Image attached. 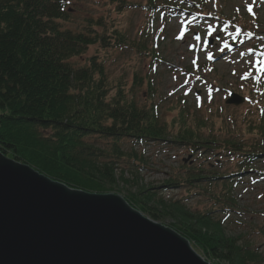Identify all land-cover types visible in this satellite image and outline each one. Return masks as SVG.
I'll list each match as a JSON object with an SVG mask.
<instances>
[{
    "label": "trees",
    "instance_id": "obj_1",
    "mask_svg": "<svg viewBox=\"0 0 264 264\" xmlns=\"http://www.w3.org/2000/svg\"><path fill=\"white\" fill-rule=\"evenodd\" d=\"M173 1L147 0L145 9L152 13V27L159 12L174 9ZM71 2L0 0V153L69 187L106 194L115 193L120 181L129 182L120 174L121 161L128 159L130 164L131 159H143L135 150H126L125 141L204 150L222 156V162L233 160L237 171L207 170L203 163L187 166L184 175L172 174L163 188H185L191 197L196 189L202 197L222 205L223 211L240 209L237 184L263 163L264 114L246 120L242 131L236 127L235 117L225 120L222 112L202 117L198 114L201 109L176 97L168 109L175 117L171 123L163 122L164 97L155 102L158 89L154 79L148 80L151 104L141 106L134 91L128 92L122 82L113 85L97 55L76 64L91 47L124 46L128 37L115 23L109 26L102 19H89L82 32L65 29L62 24L71 18ZM123 7L118 5L116 12ZM150 31L153 28L148 27L141 41L130 45L152 64H163L158 38L151 46L146 44ZM143 82L135 74L133 90ZM218 132L225 135L219 137ZM95 138L109 141L107 147H96L91 142ZM131 166L130 174L140 181V166ZM154 190L142 186L123 197L156 222L170 220L168 227L200 249L207 261L264 264V254L253 242L226 235L224 221L214 214L219 210L193 211L187 200H166Z\"/></svg>",
    "mask_w": 264,
    "mask_h": 264
},
{
    "label": "rangeland",
    "instance_id": "obj_2",
    "mask_svg": "<svg viewBox=\"0 0 264 264\" xmlns=\"http://www.w3.org/2000/svg\"><path fill=\"white\" fill-rule=\"evenodd\" d=\"M184 1L196 3L195 0H179L175 4L183 7L185 6ZM199 1L203 2L196 3V6L201 9L199 12L203 16H207V14L222 15L224 18L232 19L233 23L223 24L214 20L204 21L201 29H197L194 17H197L198 13L191 10L190 13L174 12L168 17L167 15H159L160 17L152 27L150 23L152 13L145 9L147 0H72L68 8L71 18L62 26L74 32H82L88 25L89 19H102L109 26L112 22L115 23L119 31L124 32L128 37L126 45L107 49L93 46L75 62L77 65H82L86 58L97 55L100 61L105 64L107 75L113 85L122 82L128 92H135L141 106H150L151 104L148 99V80L149 78L154 79L158 89V95L155 98L159 101L164 97V103L161 107L163 122L171 123L176 115V113L168 110L172 106L171 101L176 97H183L188 102L195 104L197 110L201 109L198 114L202 117L208 118L216 111H219L220 115L224 111L223 114L226 116L235 114L239 119L236 127L243 131L245 125L241 124L240 121L245 115L254 112L257 108L255 101L250 98L251 100H246L247 103L237 107L226 106L225 101L229 97L228 90L230 87L238 89L243 96L253 91L256 92L255 94L262 92L258 83L260 80H264V76L259 78L254 73V68L259 65L260 59L256 58L255 52L251 48L255 46L261 49L264 45V8L257 10L258 6L264 7V4H259V0ZM120 4H124V7L120 13H117L116 8ZM249 7H252L251 12L248 10ZM235 17L239 20L242 17L249 21L245 20L244 23H239ZM233 24L240 28L244 25L247 32L237 35L238 27H234ZM148 27L153 28V31H150V38L146 44L149 47L154 43L155 37L158 38L161 56L164 60V63L157 65V68L153 67L154 65L147 55L138 53L137 48L130 45L131 41L135 43L141 41ZM185 29L189 33L182 36ZM196 31L202 33L200 42H197L194 37ZM217 34L220 35L219 38H217ZM209 37L214 42L213 45L206 46V40ZM235 39L241 41L242 48L227 53L223 45L230 44ZM211 55L222 58V61L216 63L217 70L215 73H210L211 69L207 68L198 76L195 73L197 69L192 64L207 63L206 61ZM225 56L228 57L223 59ZM135 74H138L144 82L143 86L133 90ZM224 88L225 90H222ZM156 99L155 102H157ZM177 130L178 128L173 132L175 133ZM47 134L51 135L52 132L47 131ZM218 135L223 137L225 134L218 132ZM91 142L96 147L102 148H106L109 143L107 140L97 138ZM124 146L128 151L137 150L138 155L143 159L138 162L131 159L132 163L130 164L126 162L128 159L120 162L119 169L123 172H119L125 180L129 179V182L126 184L127 182L120 181L119 187L114 190L116 194L119 191L121 192L120 195L124 196L128 191L134 193L142 186H152L156 189L154 192H158V195L166 200H187L188 207L193 211H204L212 208L215 211L219 210V213L214 214L217 218L224 220L227 236L241 237L242 242L244 240L253 242L254 248L259 253L264 254V214L261 212L264 211V189L261 188L264 187V182L252 183L253 174H249L245 178L244 184L240 183L237 190L241 209L235 212H226L223 211L222 205L215 204L209 199L210 197H202L199 192H196V189L193 190L192 194L194 193V195L191 197L188 189L166 190L163 187L172 174L184 175L187 166H199L203 163L207 170L224 168V172H228L234 169L232 160L222 162V156H214L212 153H205L204 150H199L193 154L186 147L177 148L162 143L135 146L133 141H125ZM143 160L145 164H142ZM131 164L140 166L138 168L140 181L130 174V171H133ZM257 168L259 170L264 169V164L257 165ZM260 192L261 199L257 200V195ZM170 223V220L160 222L165 226ZM192 246L197 254L207 260L200 249ZM207 262L209 264L216 263L212 260Z\"/></svg>",
    "mask_w": 264,
    "mask_h": 264
},
{
    "label": "water",
    "instance_id": "obj_3",
    "mask_svg": "<svg viewBox=\"0 0 264 264\" xmlns=\"http://www.w3.org/2000/svg\"><path fill=\"white\" fill-rule=\"evenodd\" d=\"M0 176V264H209L119 194L69 187L2 153Z\"/></svg>",
    "mask_w": 264,
    "mask_h": 264
},
{
    "label": "snow or ice",
    "instance_id": "obj_4",
    "mask_svg": "<svg viewBox=\"0 0 264 264\" xmlns=\"http://www.w3.org/2000/svg\"><path fill=\"white\" fill-rule=\"evenodd\" d=\"M248 10L251 12V11H252L251 7H249ZM225 47H227V45H226ZM259 70H260L262 73H264V67H261Z\"/></svg>",
    "mask_w": 264,
    "mask_h": 264
},
{
    "label": "bare ground",
    "instance_id": "obj_5",
    "mask_svg": "<svg viewBox=\"0 0 264 264\" xmlns=\"http://www.w3.org/2000/svg\"><path fill=\"white\" fill-rule=\"evenodd\" d=\"M2 176H0V178H1ZM1 180V179H0Z\"/></svg>",
    "mask_w": 264,
    "mask_h": 264
}]
</instances>
